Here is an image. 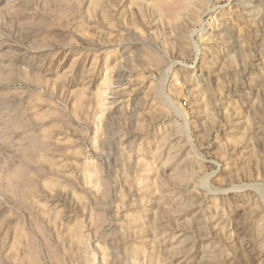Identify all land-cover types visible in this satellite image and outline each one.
I'll return each mask as SVG.
<instances>
[{
  "label": "rangeland",
  "instance_id": "rangeland-1",
  "mask_svg": "<svg viewBox=\"0 0 264 264\" xmlns=\"http://www.w3.org/2000/svg\"><path fill=\"white\" fill-rule=\"evenodd\" d=\"M0 264H264V0H0Z\"/></svg>",
  "mask_w": 264,
  "mask_h": 264
},
{
  "label": "bare ground",
  "instance_id": "bare-ground-1",
  "mask_svg": "<svg viewBox=\"0 0 264 264\" xmlns=\"http://www.w3.org/2000/svg\"><path fill=\"white\" fill-rule=\"evenodd\" d=\"M196 54H198V50L196 49Z\"/></svg>",
  "mask_w": 264,
  "mask_h": 264
}]
</instances>
